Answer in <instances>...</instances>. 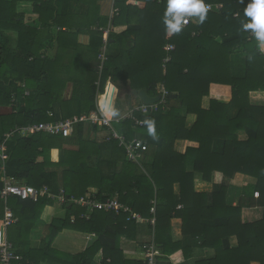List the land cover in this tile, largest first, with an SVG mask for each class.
I'll use <instances>...</instances> for the list:
<instances>
[{"label":"trees","instance_id":"trees-1","mask_svg":"<svg viewBox=\"0 0 264 264\" xmlns=\"http://www.w3.org/2000/svg\"><path fill=\"white\" fill-rule=\"evenodd\" d=\"M204 1L223 9L208 11L202 24L169 34L162 23L167 0H115L119 13L111 22L99 8L89 7L81 13V25L69 8L83 0H0V139L17 127L89 115L97 110L98 94L109 80L135 91L140 105L141 90L157 97L163 85L172 96L165 109L134 115L143 123L154 121L156 139L145 124L137 126L131 119L114 124L127 140L140 139L147 145L140 163L128 159L108 128L81 123L68 138L15 134L7 142L3 174L38 189L48 186L56 193L64 189L68 197L117 198L144 219H155L154 226L149 223L153 234L149 242L154 238L166 256L184 251L185 261L191 259L189 247L173 237L172 220L178 218L185 237L201 240L202 248L215 251L212 258L196 264H264V106L252 103V98L264 99V54L252 33L242 29L249 19L244 9L250 0ZM23 2L33 4L39 15L36 24H27L18 12ZM109 24L112 29H127L110 30L102 64L99 57ZM82 33L90 36L87 46L77 41ZM169 44L174 50L167 53L164 48ZM243 54V74L235 76L232 57ZM168 56L171 61L166 63ZM205 97L210 98L209 109L202 107ZM184 108L197 116L191 129ZM232 108L234 117L229 114ZM239 132H245L247 140H241ZM179 140L198 147L179 153L175 150ZM215 172L227 179L238 174L253 179L244 192L262 209L259 220L244 222L243 207L227 205V187L210 191ZM49 204L54 203L9 199L23 233L27 226L32 229ZM64 208L65 217L48 226L43 252H16L23 264H31L34 257H40L36 264L47 260L46 252L66 229L99 237L85 252L66 255L72 264H145L126 260L120 249L122 238L138 242V222L129 214L95 211L86 220L82 217L86 208Z\"/></svg>","mask_w":264,"mask_h":264},{"label":"crops","instance_id":"crops-1","mask_svg":"<svg viewBox=\"0 0 264 264\" xmlns=\"http://www.w3.org/2000/svg\"><path fill=\"white\" fill-rule=\"evenodd\" d=\"M83 1V4L73 2V7L69 8V13L75 16V20L76 22H78L79 25H81V19H83V17H81V13L89 11V7H92L91 9H94L95 11L96 8H99L100 15L109 18L113 8L115 7V0ZM86 3H91V5L89 6ZM18 12L20 14H23L24 20L27 24L37 23L39 15L34 12L32 3L23 2L19 4ZM197 19L198 18L195 19L194 23H196ZM111 20L112 19L110 18V22ZM110 26L111 24H109L108 29L110 28V30L114 31L115 33H121L127 29L126 26L113 29ZM77 41L79 44L87 46L90 43V36L85 33H82L78 36ZM261 52L264 54V51ZM243 56L245 58L244 54L241 56L234 55L232 57V72L235 76L239 75L244 70V64L241 60V57ZM71 91L72 87L68 89L67 97L71 95ZM128 96L131 101L128 105L125 106L126 111L123 112V107L121 108L119 106L120 103L126 100ZM252 103L257 106H264V100L259 98H252ZM97 105L110 118H115L122 116L125 113H128L130 111V108L132 110L133 107L139 106L140 104L138 95H136L135 91L131 90L127 86L123 87L116 85L111 80H109L106 84L104 91L98 94ZM202 107L204 109H209V97H205L203 99ZM112 111H117L119 114L116 116H112ZM183 114L187 120V127L191 129L197 121V116L188 114L186 108H184ZM229 114L230 116L234 117L236 115V109L232 108ZM238 135L241 140H247V134L245 132H239ZM189 147H198V144L187 140H179L175 144V150L182 154L186 153ZM250 184H254V181L253 179L247 176L238 174L235 176L234 179H227L223 176V174L215 172L213 182L208 186V188H210L211 191L217 190L221 186L227 187V205L232 207L242 206L244 222H254L262 217V209L260 207H257L253 202H251V199L244 192L245 188ZM175 192L176 194L180 193L179 185L175 186ZM54 205L55 204H49L42 210L41 216L36 220V223L30 231L27 230V226L25 227L24 233L22 231L20 232L17 224L7 229L6 239L13 245L17 253H20L22 255L26 254L27 252L33 253V251L41 252L43 248H46L44 247L46 245L43 240L49 234L48 226L54 221V219H60L65 217L64 214L60 213V210H63V212H65V210L63 208H56L54 207ZM2 211L0 207V215L2 214ZM30 217L32 218V220L36 219V215ZM2 218H0V221ZM151 221L144 219L143 222H138V242H132L125 238L121 239L120 249L123 251L124 258L126 260L144 262V246L151 240V237L153 235L150 234L149 229V223H151ZM172 232L175 241H182L185 243L186 246L189 247L187 252L191 254V259L187 262L185 261L184 251H179L172 256H166L160 250L159 264H196L197 261L209 259L215 255L214 250L202 248L201 240H193L183 235V223L181 219L176 218L172 220ZM98 239L99 237L94 234L81 233L66 229L56 237V239L52 243L51 251L48 250L46 252L45 256L47 260H44L41 264H72L73 261L69 260L66 255H79L85 252L88 248L92 247L98 241ZM231 244L232 247H235L236 240L234 238L231 240ZM37 258L39 259L40 257H34L33 259H31V264H36ZM98 262L101 263V259H99Z\"/></svg>","mask_w":264,"mask_h":264},{"label":"built area","instance_id":"built-area-1","mask_svg":"<svg viewBox=\"0 0 264 264\" xmlns=\"http://www.w3.org/2000/svg\"><path fill=\"white\" fill-rule=\"evenodd\" d=\"M205 2V1H204ZM209 6V11L220 12L223 9V5H211L205 2ZM119 11L115 7L113 8L110 18L112 19L115 14ZM188 23L183 27L190 26L195 21V17H186ZM110 28L104 30V46L100 54V61L102 64L107 59V45L109 42ZM167 53L174 50V45H167L165 48ZM171 61V57L168 56L165 62ZM161 100L158 103L146 105L142 104L134 107L125 115L110 118L98 105L97 110L93 111L89 115L75 116L73 118H68L60 121H48L30 124L23 127H17L6 133L2 139H0V182L2 183L0 187V200L3 205V218L0 221V264H23V257L16 253L13 245L6 239V231L8 228L18 223V218L15 216L12 208L9 206V199L12 197H18L22 200H31L33 202H38L41 199L53 202L54 204L60 206L77 205L88 210L86 215L82 217L88 220L90 215L95 211H102L105 213H115L120 215L122 213L129 214L130 218L136 220L137 222H143L144 218L140 214H136L133 210L122 204L117 198H109L106 201H100L95 197V194H88L82 198L68 197L64 189H60L57 193L51 191L48 186H43L41 188H36L33 186H27L20 184L14 179H10L4 176L5 164L8 159L7 155V142L15 134H19L22 137H31L35 134H47L51 136H61L63 138L71 137L81 123H90L94 126L106 127L111 132V138L119 142V146L123 147L126 151L128 159L140 163L143 159V153L147 151V145L140 139L127 140V138L120 134L114 127V124H119L127 119L134 121L135 125L143 126L144 123L136 119L134 116L136 112L142 113L144 115L152 114L165 109L168 105V98L170 93L162 85L160 87ZM53 117V113L49 114ZM255 197H260L259 193H255ZM156 203H154L155 205ZM182 207L180 206L179 209ZM152 214H155V206L151 209ZM151 224H155V219L151 221ZM144 262L145 264H159V249L155 243L154 238L151 242L144 246ZM110 262V260H108Z\"/></svg>","mask_w":264,"mask_h":264},{"label":"clouds","instance_id":"clouds-1","mask_svg":"<svg viewBox=\"0 0 264 264\" xmlns=\"http://www.w3.org/2000/svg\"><path fill=\"white\" fill-rule=\"evenodd\" d=\"M243 3V0H241ZM209 11V6L204 0H167L166 10L163 14L162 23L169 34L180 33L185 24L188 23L186 17L198 18L196 23L202 24ZM244 15L249 18L242 24V29L250 31L261 51H264V0H250L244 9ZM119 113L112 111L111 115ZM144 124L148 134L156 139L154 121L146 119Z\"/></svg>","mask_w":264,"mask_h":264},{"label":"water","instance_id":"water-1","mask_svg":"<svg viewBox=\"0 0 264 264\" xmlns=\"http://www.w3.org/2000/svg\"><path fill=\"white\" fill-rule=\"evenodd\" d=\"M139 96L143 102V104H146V105H150V104H154V103H158L160 100H161V96H157V97H150L148 94H147V91L146 90H141L139 92ZM169 97H172L171 95ZM176 97V96H174Z\"/></svg>","mask_w":264,"mask_h":264},{"label":"rangeland","instance_id":"rangeland-1","mask_svg":"<svg viewBox=\"0 0 264 264\" xmlns=\"http://www.w3.org/2000/svg\"><path fill=\"white\" fill-rule=\"evenodd\" d=\"M241 60H242V62L244 61V56L243 57H241ZM241 60H239V61H241ZM100 99H103V98H100ZM262 100H264V99H262ZM130 101H131V99L129 98V96L126 98V100H124L123 102H121L120 103V106L119 107H123L122 108V110H123V112L124 111H126V109H125V106L126 105H128L129 103H130ZM100 104H101V102H100ZM134 108V107H133ZM132 108V109H133ZM129 110H131V108L129 109ZM126 114V113H125ZM125 114H123V115H125ZM1 178H3V176H2V174H0V180H1ZM200 188V187H199ZM54 207H56V208H59V209H64L65 210V208L63 207V206H59V205H54ZM60 213H62V214H64L65 215V212H63V210H60Z\"/></svg>","mask_w":264,"mask_h":264}]
</instances>
